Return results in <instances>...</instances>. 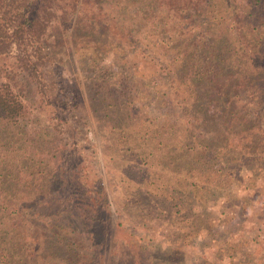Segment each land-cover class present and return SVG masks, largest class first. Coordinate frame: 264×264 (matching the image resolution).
<instances>
[{
	"label": "trees",
	"instance_id": "trees-1",
	"mask_svg": "<svg viewBox=\"0 0 264 264\" xmlns=\"http://www.w3.org/2000/svg\"><path fill=\"white\" fill-rule=\"evenodd\" d=\"M127 15L147 25L143 32L155 34V46L171 58L161 54L155 60L168 76V90L155 89V104L142 114L134 106L122 108L125 119L112 121L108 133L99 136L116 140L114 147L129 139V154L146 161L155 154L149 166L133 167L138 168L131 181L138 182L139 197L179 216L175 227L183 232L205 229L202 242L208 244L220 236L193 206L220 197L225 206L231 204L240 169L253 172L254 152L264 155V0H0V56L9 55L12 47L15 51L14 61L0 64V132L16 127V139L30 142L21 140L27 151L15 140L0 146L2 152L8 145L12 150L11 164L0 170V264H104L111 230L123 251L112 264H147L142 261L149 262L148 257L155 264L172 263L161 251L150 252L149 246L146 251L136 228L127 231L114 215L95 171L101 166L97 146L84 130L89 122L74 134L69 130L63 143L44 125V106L27 98L25 78L33 81L41 97L37 101L49 98L44 71L53 63L52 44L60 41L61 36L51 41L57 28L73 26V48L84 41L76 31L86 43L110 36L128 45ZM110 68L96 65L95 77L109 79ZM115 74L111 85L119 86L122 77ZM91 88L96 111L106 92ZM124 93L128 100L120 104L125 107L133 93ZM107 95L111 105L115 89ZM134 121L137 130L124 127ZM28 123L31 131L23 133ZM77 137L85 143L86 156L73 147ZM67 142L73 145L69 151ZM139 142L149 145L144 153ZM213 255L195 263L180 254L173 262L217 264Z\"/></svg>",
	"mask_w": 264,
	"mask_h": 264
},
{
	"label": "rangeland",
	"instance_id": "rangeland-1",
	"mask_svg": "<svg viewBox=\"0 0 264 264\" xmlns=\"http://www.w3.org/2000/svg\"><path fill=\"white\" fill-rule=\"evenodd\" d=\"M120 14L123 13L120 12ZM130 18L132 19L130 20ZM124 19L123 23L131 29L130 37H127L130 42L128 45H124L122 39L110 36L94 44H90L91 41L86 43L87 38L84 37V34L81 31H76L77 36L84 41L73 48L69 37L73 26H69L67 30L57 28V31L52 33L54 38L51 41L53 39L55 41L56 38V41L59 38L60 41L52 44L54 53L51 57L53 63L44 71V83L49 98L42 97L41 102L37 101L41 97L36 93L33 81L30 78H25V82L29 85L27 98L44 106L42 108V118H45L44 125L47 124L49 130L57 132L63 143H65L64 138L69 130L73 128L69 133L74 134L81 124H84L86 120L89 122L84 126V130L89 131L88 138L91 144L95 143L97 146L101 166L99 171H95L106 186L107 198L114 215L120 216L127 227V231H130V227L136 228L137 232L142 235L141 244L144 245L146 251L148 246L150 252L161 251L162 255L168 256V259L172 260V263L167 264H174L173 261L180 254L191 257L195 263H198L202 257L211 252L214 253L213 259L217 264H243L244 262L247 264H264V155L254 152L256 162L255 166H252L253 172L250 170L249 172L242 165L244 167L239 171V178L236 180V184L232 186L235 199L231 201V204L225 206V199L220 197L208 200L203 205L196 204L193 206V210L200 212L201 217L206 220L208 225L214 227L220 236L208 244H203L205 229L198 228L192 229L191 232H183L180 227H175L178 220L174 222V218H179V216L172 215L164 205L156 206L155 203L142 200L139 197L138 182L131 181L133 178L131 175L134 174L135 176L138 169H133V167L138 166V164L144 167L149 166L154 161L150 162L155 154L151 160L146 161L139 154L138 156L129 154L133 151L129 139H127L128 141L124 138L123 141L119 140L116 147L111 145L116 140L114 141L109 136L100 139L101 132L109 131L112 121L120 123L125 119V113L121 111L122 108L134 106L142 114L146 111L145 107H152L155 104V89L165 93L169 88L168 76L165 71H160L161 68L155 64V60L157 56L161 57V54L166 57V60H171V58L168 59L167 53L155 46V34L143 32L147 25L143 27V23L139 19H134L132 15H127ZM14 53L12 47L9 55L0 56V64L14 61ZM174 58L176 61L180 60L178 56H174ZM96 65L111 66L109 79H97L95 77L96 73L93 72V67ZM116 71L118 76L122 77V83L119 86L111 85L116 76ZM207 79L211 78L208 77ZM91 87L106 92L105 99H100L94 105L96 111L93 110ZM112 89H115V98L109 105L107 92ZM124 90H127L128 94L133 93V98L129 99V103L125 107L120 104L121 100H128V98L121 96L126 94ZM97 97H101V95H97ZM45 100L49 103L45 104ZM172 104H174L173 101ZM113 111L115 112L112 115ZM50 112L55 118L50 117ZM125 125L124 127H129L132 131L139 128V124L135 121L129 124L125 122ZM1 126L2 124H0V128ZM114 127L118 126L114 125ZM11 129L14 131L0 132V146L6 142L12 144L15 140V144L20 142L22 146H26V148H22L23 151L29 150L27 149L28 145L22 143L21 140L23 139L20 141L16 139L15 135L19 132L18 128L11 127ZM22 130H26L23 133H29L31 131L29 123L23 126ZM20 136H24L23 138L26 139V135H17V137ZM76 140L75 146H72L80 152V155L86 156L88 151H85L83 145L85 143H82L81 137H77ZM68 142L66 143L67 151L70 150L69 148H73L69 146ZM147 146H149L148 143L142 145V142H139V149L142 152L147 151L145 149ZM148 148H152L155 152L153 147ZM10 149L11 146L9 145L3 152L0 148V170L11 164L8 157L12 153ZM112 149L119 153H114ZM19 150L21 148L13 149L15 153H18ZM124 156H127L125 157L126 160H124ZM143 161L146 164H143ZM122 164L126 165V169L122 167L124 166ZM221 189L220 187L219 190ZM110 235L104 264L115 263L117 259L123 256L121 247L113 241V230H111ZM229 242L238 245H225ZM162 244H166V249L159 248ZM108 251L110 254H114L110 256ZM148 258H150L149 262L148 259H144L142 262L151 264V260H154L155 264V259Z\"/></svg>",
	"mask_w": 264,
	"mask_h": 264
}]
</instances>
